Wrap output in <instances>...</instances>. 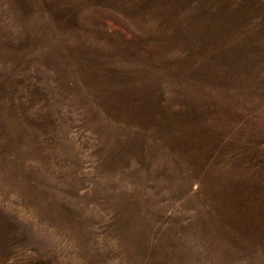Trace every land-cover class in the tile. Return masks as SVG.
<instances>
[{"label": "rangeland", "instance_id": "1", "mask_svg": "<svg viewBox=\"0 0 264 264\" xmlns=\"http://www.w3.org/2000/svg\"><path fill=\"white\" fill-rule=\"evenodd\" d=\"M0 264H264V0H0Z\"/></svg>", "mask_w": 264, "mask_h": 264}]
</instances>
